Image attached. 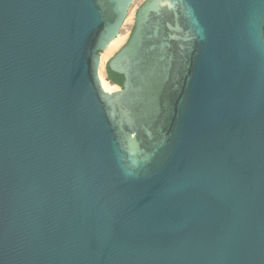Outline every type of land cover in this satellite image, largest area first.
<instances>
[{
  "label": "water",
  "instance_id": "1",
  "mask_svg": "<svg viewBox=\"0 0 264 264\" xmlns=\"http://www.w3.org/2000/svg\"><path fill=\"white\" fill-rule=\"evenodd\" d=\"M0 0V264H264V0Z\"/></svg>",
  "mask_w": 264,
  "mask_h": 264
},
{
  "label": "bare ground",
  "instance_id": "2",
  "mask_svg": "<svg viewBox=\"0 0 264 264\" xmlns=\"http://www.w3.org/2000/svg\"><path fill=\"white\" fill-rule=\"evenodd\" d=\"M141 0H135L133 2V6H135L136 4H138ZM132 7H130L129 11H128V16L126 17V20L122 26V28L125 26L126 23H128V21L130 20V16L133 14L132 13ZM129 19V20H128ZM131 21V20H130ZM131 23V22H129ZM128 23V25H129ZM124 30V28H123ZM128 30H126L125 32H127ZM125 32H123L121 30L120 34L110 43V45L107 47V49L104 51L106 52V56L108 57V55H111L113 52H115L117 49H119V47L123 44V42L125 41ZM105 55L101 54L100 55V67H99V80H100V85L101 87L104 89V91L106 92H113L118 90V87L116 85H111L105 78L102 72V68L104 66L106 57Z\"/></svg>",
  "mask_w": 264,
  "mask_h": 264
},
{
  "label": "rangeland",
  "instance_id": "3",
  "mask_svg": "<svg viewBox=\"0 0 264 264\" xmlns=\"http://www.w3.org/2000/svg\"><path fill=\"white\" fill-rule=\"evenodd\" d=\"M145 0H141L138 4H136L135 6H131L132 7V15L130 16V20L128 21V23L129 22H131V23H129V25H128V23H126L125 24V26L123 27L124 28V30H123V28H122V31L123 32H125L126 30H128L127 32H125V41L123 42V44L119 47V49L126 43V41H127V39H128V37H129V35H130V32H131V30H132V27H133V23H134V16H135V13H136V10L138 9V7L144 2ZM128 16V15H127ZM119 49H117L115 52H113L111 55H108V57L106 56V52H102L101 54H103V55H105L107 58H106V60H105V63H104V66H103V68H102V72H103V75H104V78L106 79V63L109 61V59L119 50Z\"/></svg>",
  "mask_w": 264,
  "mask_h": 264
},
{
  "label": "trees",
  "instance_id": "4",
  "mask_svg": "<svg viewBox=\"0 0 264 264\" xmlns=\"http://www.w3.org/2000/svg\"><path fill=\"white\" fill-rule=\"evenodd\" d=\"M106 70H107L109 80L112 81L114 84L121 86L123 83V77L121 75H117V74L111 72L108 69V67L106 68Z\"/></svg>",
  "mask_w": 264,
  "mask_h": 264
}]
</instances>
